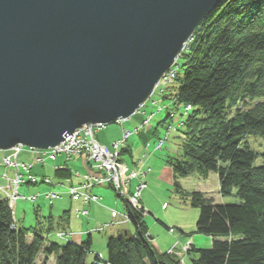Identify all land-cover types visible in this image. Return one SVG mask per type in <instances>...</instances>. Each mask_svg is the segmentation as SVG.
<instances>
[{"label":"trees","instance_id":"16d2710c","mask_svg":"<svg viewBox=\"0 0 264 264\" xmlns=\"http://www.w3.org/2000/svg\"><path fill=\"white\" fill-rule=\"evenodd\" d=\"M178 65L174 82L179 85L172 103L175 108L191 106V111L179 131V155L167 156L165 162L172 172L174 192L198 210L195 231L186 235V243L195 235L211 240L208 249H195L191 243L189 251L178 252L197 254L192 264H264V153L254 151L249 143L250 138L264 141V0H225L197 28ZM166 93L162 101L171 97L168 90ZM157 131L156 126L151 134L155 136ZM131 152L128 147L123 154ZM30 154L25 151L24 159H20L21 155L19 161L33 162ZM4 155H0V161ZM68 163L55 166L54 177L67 180L74 175L79 183L61 184L77 186L81 184L75 175L79 171L73 174ZM37 167L44 166H34L39 182L24 186L45 185V179L52 183L45 185L47 188L58 184L35 172ZM193 174L201 179L216 175L219 196H234L238 203L218 204L200 191H184L179 180ZM115 193L124 202L126 214L101 225L117 228L130 222L135 231L110 235L107 258L96 255L91 263L87 262L92 248L89 234L80 244L71 240H64V244L52 242L51 215L44 218V228H18L8 202L0 199V264H51V258L55 264H185L183 256L170 253L172 249L162 253L155 247L144 220L148 214L144 207L140 204L141 208L135 209ZM83 211L87 216L77 218L76 214ZM68 216L69 212H64L60 222L68 224ZM75 218L89 220V212L77 210ZM156 222L170 235L176 232L161 221Z\"/></svg>","mask_w":264,"mask_h":264},{"label":"water","instance_id":"95a60500","mask_svg":"<svg viewBox=\"0 0 264 264\" xmlns=\"http://www.w3.org/2000/svg\"><path fill=\"white\" fill-rule=\"evenodd\" d=\"M223 0H0V152L127 120Z\"/></svg>","mask_w":264,"mask_h":264},{"label":"rangeland","instance_id":"374dc122","mask_svg":"<svg viewBox=\"0 0 264 264\" xmlns=\"http://www.w3.org/2000/svg\"><path fill=\"white\" fill-rule=\"evenodd\" d=\"M173 67L174 64L167 71H170ZM173 82L165 88L164 86H160L155 92L153 91L154 94L151 98L144 102L146 103L144 108V112L146 113H143L144 115L135 114L134 117H130L128 121L123 120L125 122H121V125L117 123V120L115 124L107 125L103 131H100L95 135L96 140L99 143L107 145L110 149H112L113 142L123 139V131H132L135 133L133 129L140 126L142 122L146 120L144 116L147 117V119L152 118L150 123L152 128H149L148 126L145 128L146 130L141 131L142 133L139 132L137 136L133 135L128 140L126 146L127 148L130 146L129 148L132 150L131 155L128 153L123 154L122 150L119 154V159H121V161L124 162L130 170L134 169L139 161H141L139 164L140 168L143 170L150 169V173L146 179L147 189L141 193L140 204L144 207L146 213H148L144 219L147 225L148 233L154 238L155 247L162 253L168 252L172 248H174L175 251H182L181 248L186 244L188 239V236L186 235L195 231L196 220L198 217V210L191 208L188 203L184 202V200L180 198V195L178 196L174 192L172 188V172L165 162V158L167 156L177 157L179 155L181 140L179 134L180 128L177 126L185 110L182 105L174 109L172 97L177 92L179 83L178 81ZM164 89L168 90V95H171V97L169 99H164L161 102V106H165V108L161 112H158L157 109L160 101V91H164ZM164 96L165 93L162 97ZM153 102H155V104ZM167 116H170L173 119L168 118L164 121ZM159 123H161L160 126H158ZM156 126L158 131L154 136L151 133L154 131L153 129H155ZM169 126L171 129L167 135V141L163 144L164 146L160 151H156L153 155L149 156L148 151H145V144H149V152H153L159 140L164 139ZM148 128L149 130H147ZM147 132L150 133L145 135ZM249 143L254 151L264 153L263 140L250 138ZM144 153L147 154V156L142 159V155ZM3 154L6 153L1 152L0 155L2 156ZM24 157L25 156L22 155L20 159L23 160ZM261 162V159H259L257 162L258 165H260ZM61 163H65V159L63 157H57L55 161H49L43 168L37 167L35 172L47 175L54 183H68L69 181H71L72 184L79 183L80 180L76 179L74 175L67 180L56 179V177H54V167L60 165ZM68 167L73 174L75 171H79L80 175L84 173L83 166L81 165V161L79 159L70 160ZM134 182L131 183L130 189H132L135 185L136 182ZM1 183L2 180L0 179V184ZM180 185L184 191H200L204 193L206 197L212 198L214 202L218 204L238 203V200L234 196L224 199L219 196L217 177L213 174H210L206 179H201L196 174H193L186 179H181ZM48 191L62 194L61 192L65 191V189L60 186L47 188L44 184L36 186H22L19 189V194L21 196L30 197L41 194L42 197L37 203L23 201L22 199L16 202L14 205V219L16 225L18 228L24 229L36 227L44 228L47 224L44 218L51 215L53 230L50 236L51 239L49 240L52 242L58 244L66 243L64 240L57 237V233L63 229L67 231H63L67 233L66 235H68L66 240H71L76 244L82 243L86 239V235L89 234L92 240V248L88 256V263H91L96 255L104 259L107 258L106 242L110 235L122 231H130L131 233L135 231L134 226L130 222L117 228H110L109 226L107 227L101 225L112 220V210L117 211L119 215L126 214L124 202L119 199L116 196L115 191L108 186L97 188L93 191L95 195L101 197L102 205L91 204L85 206L80 201H72L68 195L63 194L61 200L50 202L43 198L44 194ZM34 209L38 210L37 215H35ZM81 209H86L89 212V220L75 218V211ZM66 211L69 212V216L67 217L68 224L66 222H60L63 213ZM149 213L151 215H149ZM158 220L166 225L167 228L175 229L176 232L173 235H170L166 228L156 222ZM178 229L181 230V232H179ZM189 241L195 249H208L211 246V240L200 235L192 236ZM197 257L198 255L195 253H191L189 256L185 254L183 255V260L185 264H192V260L197 259ZM42 259L43 256H40V263ZM50 263L55 264V260L51 258Z\"/></svg>","mask_w":264,"mask_h":264},{"label":"built area","instance_id":"2783aa9c","mask_svg":"<svg viewBox=\"0 0 264 264\" xmlns=\"http://www.w3.org/2000/svg\"><path fill=\"white\" fill-rule=\"evenodd\" d=\"M176 72L177 68L174 66L167 73V76L166 74L163 76L160 86H164L165 88L170 85L176 78ZM164 93L165 89L164 91H160L159 103L162 102L161 99ZM153 103L155 104V102ZM142 106L145 107L146 103ZM164 108L165 107H163V109ZM157 111L159 112V104ZM143 113L145 114L146 112H144L141 107L135 112L136 115H144ZM183 114L186 115L187 110H184ZM144 118H146V120H144L140 126L133 129L135 133L132 131H123V139L113 142L112 149L107 145L99 143L95 137L96 133L103 131L107 125L96 124L94 126H84L76 130L73 134L65 138L59 146L47 151H33L20 145L9 150L0 161L3 181V184L0 185V199L6 200L10 206H14L20 199L31 203H37L42 195L37 194L30 197L21 196L19 194L20 186L24 184H37L39 182L37 176L33 173L35 165L45 166L49 161H55L57 157H63L67 162L72 159H79L83 166L84 173L82 175L78 173L75 174L76 177L81 179V184L77 186L61 183L54 185V187H64L65 191L62 192V194L66 193L73 201H81L85 205L100 204L101 198L94 195L92 192L93 189L110 186L118 192L120 196L127 199L131 207L140 209V197L141 193L147 189L146 179L150 173V169L143 170L140 168L139 164L141 161H139L134 169L130 170L128 166L119 159V154L122 150H126V144L130 137L133 135L137 136L139 132L142 133L141 131L146 130L145 128L148 126L150 128V121L152 118L147 119L145 116ZM125 121H128V119ZM125 121L118 120L117 123L121 125V122L123 123ZM149 128L147 130H149ZM162 144L163 142L159 140L154 151L151 152L150 155L156 151H160L162 149ZM148 149L149 147L147 145L145 151H148ZM25 151L31 153L30 155L32 156L33 162L19 161V157L25 153ZM145 157L146 156L143 155L142 159ZM132 182H134L135 185L130 189ZM43 183H45V185H52L51 181L48 179L43 180ZM62 194L50 191L45 193L43 198L49 201L58 200L62 197ZM118 215L117 212L112 211V217L116 218ZM86 216L87 212L85 211L76 214L77 218ZM124 218L126 220L125 216ZM104 226L108 227V225ZM170 233H172V231H170ZM57 237L61 240H66L68 235H66L65 232H59L57 233ZM190 245L191 242H187L182 250L184 252L189 251ZM172 252H174L173 248L170 253ZM176 255L180 258L183 256L181 253Z\"/></svg>","mask_w":264,"mask_h":264},{"label":"bare ground","instance_id":"6f19581e","mask_svg":"<svg viewBox=\"0 0 264 264\" xmlns=\"http://www.w3.org/2000/svg\"><path fill=\"white\" fill-rule=\"evenodd\" d=\"M224 1H225V0H223V1L220 3V5H221ZM220 5H219V6H220ZM219 6H218V7H219ZM218 7H217V8H218ZM217 8H215V9H217ZM215 9H214V10H215ZM214 10H213V11H214ZM213 11H212V12H213ZM212 12H211V13H212ZM211 13H210V14H211ZM210 14L206 16V18H205V19L199 24V26H198L197 28L200 27V25H201V24L207 19L208 16H210ZM196 30H197V29H196ZM196 30H195V31H196ZM194 33H195V32H194ZM194 33H193V35H194ZM193 35L191 36V38L193 37ZM191 38H190L189 41L185 44V46L188 45V43L190 42ZM185 46H184V47H185ZM180 55H181V54H180ZM180 55H179V57H180ZM179 57H178V58L175 60V62H174V66H175L178 70H179V65H178ZM178 70H177V72H176L177 75L179 74ZM168 72H169V71H166V72L161 76V78L158 80V82L156 83V85H155V87H154V89H153L154 92L159 88L163 76H164L165 74H166V76H167V75H168V74H167ZM175 79H176V78H175ZM173 83H174V82H173ZM166 91H167V90H165V94H167ZM153 94H154V93L152 92L151 95H153ZM140 107H141L143 110H144V108H145L144 106H140ZM163 107H165V106H161V103H159V112H161V111L163 110ZM177 107H178V106H177ZM174 109H175V107H174ZM184 109L187 110V114H186V115L183 114V115L181 116V119L179 120V124H178V126H177L178 128L183 127V123H184L185 117H187V115H188L189 112L191 111V106H184ZM174 112H176V111H174ZM166 113L168 114L167 111H166ZM134 115H135V114H134ZM134 115H132L131 117H134ZM152 115H155V114H152ZM168 118H169V119H173L172 117L167 116V118H165L164 121H166ZM151 121H152V119H151ZM151 121H150V123H151ZM150 128H152L151 125H150ZM170 129H171V127L169 126V127L167 128V134L165 135L164 139L160 140V141L163 142V144L167 141V135H168ZM153 130H154V129H153ZM67 137H68V136H67ZM67 137H65V138H67ZM127 143H128V142H127ZM163 144H162V147L164 146ZM145 145H146V146L148 145V147H149V144H145ZM17 146H19V145H17ZM20 146H22V145H20ZM15 147H16V146H15ZM15 147H14V148H15ZM129 147H130V146H129ZM149 148H150V147H149ZM12 149H13V148H12ZM31 150H33V151H47V150H49V149H47V150H34V149H31ZM151 152H152V151L149 152V149H148V155H149V156H151V155H150ZM3 153H6V152H3ZM143 155L147 156V154H145V153H144ZM143 155H142V156H143ZM152 155H153V154H152ZM33 172H34V168H33ZM180 180H181V179H180ZM180 180H179V181H180ZM217 183H218V180H217ZM22 186H24V185H21L20 188H21ZM108 187H110V186H108ZM15 204H16V203H15ZM101 205H102V204H101ZM8 207H9V209L11 210V213H12V211H13V214H12V215H13V218H14V206H10V205H8ZM14 220H15V219H14ZM185 246H186V244L181 248V250H182ZM174 252H177V254L179 253L178 251H175V250H174Z\"/></svg>","mask_w":264,"mask_h":264}]
</instances>
